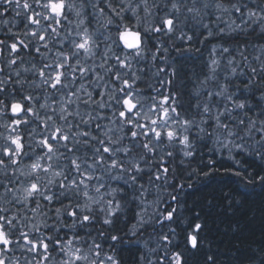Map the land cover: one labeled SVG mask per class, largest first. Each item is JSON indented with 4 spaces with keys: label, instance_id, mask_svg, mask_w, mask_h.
Instances as JSON below:
<instances>
[{
    "label": "snow or ice",
    "instance_id": "snow-or-ice-1",
    "mask_svg": "<svg viewBox=\"0 0 264 264\" xmlns=\"http://www.w3.org/2000/svg\"><path fill=\"white\" fill-rule=\"evenodd\" d=\"M0 264H264V0H0Z\"/></svg>",
    "mask_w": 264,
    "mask_h": 264
}]
</instances>
